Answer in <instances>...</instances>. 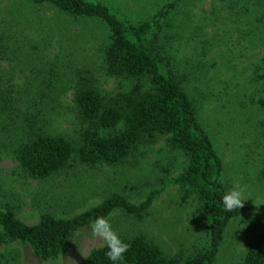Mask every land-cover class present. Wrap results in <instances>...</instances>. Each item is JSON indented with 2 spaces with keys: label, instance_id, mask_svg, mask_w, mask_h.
<instances>
[{
  "label": "rangeland",
  "instance_id": "obj_1",
  "mask_svg": "<svg viewBox=\"0 0 264 264\" xmlns=\"http://www.w3.org/2000/svg\"><path fill=\"white\" fill-rule=\"evenodd\" d=\"M105 5L132 24L149 21L172 0H89ZM172 48L201 70L189 75L186 89L199 110L224 162V180L245 189L247 211L227 228L215 264H238L246 245L264 233V5L257 0H184L170 14ZM0 32L13 37L5 45L0 78L20 90L22 111L38 115L46 133L77 140L87 124L77 119L72 98L81 71L104 97L127 93L137 81L105 73L101 51L110 33L98 19L72 20L29 0H0ZM164 33V35H165ZM83 73V72H82ZM85 74V72L83 73ZM198 77L201 79L199 80ZM27 103V104H26ZM28 107V109H27ZM25 113V114H26ZM0 118V210L12 208L27 225L49 213L70 219L112 194L131 203L159 191L142 218L117 210L106 219L121 239L142 236L167 257H189L207 242L206 225L194 197L183 201L174 183L186 159L169 145V136L141 144L118 166L73 168L46 179L25 175L15 150L26 136L22 115ZM213 138V139H212ZM213 143V144H214ZM85 227L68 241L55 259L33 255L19 242L0 246V264H80L105 246Z\"/></svg>",
  "mask_w": 264,
  "mask_h": 264
},
{
  "label": "trees",
  "instance_id": "obj_2",
  "mask_svg": "<svg viewBox=\"0 0 264 264\" xmlns=\"http://www.w3.org/2000/svg\"><path fill=\"white\" fill-rule=\"evenodd\" d=\"M29 1L34 6L51 7L72 20H100L110 33V42L101 51L105 73L137 81L139 85L127 93L104 97L92 85L87 70L81 71L72 104L77 119L86 123L87 128L79 132L75 141L37 127L38 115L21 109L24 102L20 90L10 80L6 82L0 78V118L8 116L14 120L18 112L23 118L22 129L26 130L14 154L22 172L32 179H46L75 164L91 168L114 167L123 163L141 144L157 136H169L170 147L186 159L174 183L180 188L183 201L191 197L196 199L197 213L206 225L207 242L181 259L167 257L157 245L142 236L122 239L129 244V250L116 264H215L227 228L247 211V204L244 202L240 210L233 212L223 209L221 197L231 188L224 180V162L186 89L189 75L202 67L196 65L198 60L179 63L183 56L178 59L179 50L169 45L172 37L165 33L171 27L170 14L184 0L166 3L152 19L138 24L118 18L97 1ZM257 1L264 5V0ZM9 43L14 45L13 37L0 32V62L6 58L5 45L12 46ZM260 178L264 181V168ZM159 193L150 192L139 204L112 194L70 219L44 213L35 225L20 221L12 208L6 206L0 210V246L19 242L30 246L37 258L55 259L65 251L69 239L90 226L96 217L107 218L120 210L134 218H142ZM106 251V245L95 249L80 264H113L106 257ZM238 264H264L263 232L246 245Z\"/></svg>",
  "mask_w": 264,
  "mask_h": 264
},
{
  "label": "clouds",
  "instance_id": "obj_3",
  "mask_svg": "<svg viewBox=\"0 0 264 264\" xmlns=\"http://www.w3.org/2000/svg\"><path fill=\"white\" fill-rule=\"evenodd\" d=\"M244 193V187L239 184L227 189L221 197L223 209L226 212L240 210L245 201ZM90 227L92 228V235L94 237L99 236L103 238L107 246L106 257L113 264L121 261L124 258V254L129 250V244L120 238L118 233L112 228L110 222L105 217L98 216Z\"/></svg>",
  "mask_w": 264,
  "mask_h": 264
}]
</instances>
